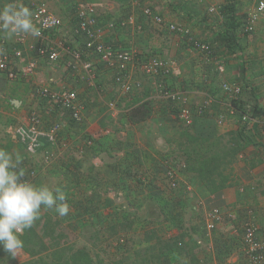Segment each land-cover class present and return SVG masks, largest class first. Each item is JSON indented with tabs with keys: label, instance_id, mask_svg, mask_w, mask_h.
Segmentation results:
<instances>
[{
	"label": "crops",
	"instance_id": "crops-1",
	"mask_svg": "<svg viewBox=\"0 0 264 264\" xmlns=\"http://www.w3.org/2000/svg\"><path fill=\"white\" fill-rule=\"evenodd\" d=\"M83 1L93 8L94 13L99 14L103 22L111 19L121 21L124 15L121 16L123 12L119 13V9L128 12L135 10L138 16L140 14L139 9H134L133 0H113L115 8L114 5H108L107 0ZM213 1L215 0H204L203 3L191 5L199 9L202 6L206 8ZM52 2L60 7H54ZM238 2L243 10H250L256 4L255 0ZM9 3L26 6L18 0H0V8ZM251 3L253 6L250 8ZM49 4L55 13L65 18L63 31H51L44 38L26 34L27 41L24 44L17 42L16 36L8 38L0 32V38L5 41L10 56L11 67L17 72L25 73V76L20 74L16 80L8 79L5 74L0 76V148L13 153L14 158L16 154L20 155L21 163L16 171H22L21 177L25 176L35 185H47L53 190L61 188L66 193L70 209L65 217H72L73 223L81 228L92 226L98 231L116 230L117 233V228L126 223L128 232L137 233L141 237L135 245L144 246L142 252L145 255L138 261L146 264H246L241 222L247 210H253L260 227L264 229V76H261L264 69V13L256 30L248 38H242V52L217 55L226 60L224 72H219L217 67L214 71L211 66L216 65L217 56L210 59L202 53L187 50L180 52L182 61L177 67L178 76L173 74L167 77L166 83L172 85V88L184 89L191 107L196 108L199 104L212 100L209 109L203 115L196 116L190 125L192 134L215 138L237 132L245 125L244 134L251 140L233 164L235 174L232 185L211 194L204 189L198 176L184 167L177 144L173 142L174 137L182 134V128L174 126L175 121L172 125L170 118L174 115L165 105L166 100L157 91L151 78L142 75L139 68L133 67V74L135 76L138 71L139 78L144 82V91L148 93L145 99L149 102L151 115L144 120L132 121L128 117V110L121 108L113 112L115 119H109L110 112L105 110L99 91L86 85L82 76L65 70L62 60L69 57V50H62L59 70H51L48 65L53 63L35 58L34 44L44 40L56 42L57 39H62L69 49L80 50L85 47V36L77 34L76 23L71 22L73 17L67 16L70 10L68 6L73 4V0H49ZM173 4L179 13L188 17L185 22L191 21L200 38L210 42L215 38L219 40L220 32L226 26L223 21H216L220 17L218 14H208L209 17L204 19L201 14L194 15L192 10L185 12L186 7H181V4L186 3ZM120 29L117 27L108 31L105 39L110 42L118 39L131 45L138 44L141 37L134 33L120 35ZM227 49L228 44L222 43L221 50ZM184 54L187 55L186 59ZM85 56L96 62L90 54ZM139 56L145 57L142 53ZM102 72L99 71L98 76ZM217 73L222 80L218 84L214 81ZM224 81L237 82L243 86L241 100L249 106L250 111L253 106L252 113L248 114V121H243L237 114L228 115L222 124L217 123L218 114L223 112L230 101L222 89L218 91V86ZM63 85H70L78 90L79 101L84 106V121L81 125L74 124L80 127H71L73 123L65 113L62 115L53 111L51 115H46V121L49 122L64 119V137L72 147L64 151L54 149V157L48 162L44 161V167L40 164L37 168L25 157L28 155L34 157V160H44V151L37 153L41 156H38L39 159L37 154H30L13 136L12 130L17 124L27 123L31 111L46 114V110L52 108L49 100L36 95L37 88ZM142 102L141 98L139 104ZM112 120L113 127L104 131V125ZM156 123L162 127H156ZM114 130L123 135L121 140L114 139ZM81 131L95 137L100 135L101 139L86 155L78 157L76 147L81 143ZM104 133L108 136H103ZM104 154H113L114 158H103ZM167 162L177 168L180 184L177 189L168 186L164 174ZM93 164L97 165L96 169ZM27 165L35 170V176H31L30 171L27 172ZM186 184L191 185L188 193L185 191ZM242 187L245 189L243 192ZM106 188L109 189L107 199L103 192L97 194L98 189L103 191ZM114 195L122 200L120 202L125 205L124 209H121L122 205L117 200L113 201ZM214 207L224 213L234 210L236 213L243 211L244 214L237 213L239 217L233 221L226 219L208 234L210 236H206L204 229L207 213ZM87 212L91 215L87 216ZM87 217L91 218L88 220ZM102 239L105 240L103 236ZM126 241L120 244L123 245Z\"/></svg>",
	"mask_w": 264,
	"mask_h": 264
},
{
	"label": "built area",
	"instance_id": "built-area-1",
	"mask_svg": "<svg viewBox=\"0 0 264 264\" xmlns=\"http://www.w3.org/2000/svg\"><path fill=\"white\" fill-rule=\"evenodd\" d=\"M18 1L25 4L33 12V22L41 29L40 38H44L51 31H59L63 26L62 17L55 13L47 2L40 0ZM179 1L193 4L203 3L204 0ZM255 1V6L247 11L245 17V31L248 33L255 31L257 23L264 13V0ZM224 4V0H215L208 4V12L210 14L220 13ZM133 5L134 9H140L141 13L139 16L135 13V10H132L119 22L113 19L103 22L99 14L94 13L93 8L87 2L78 3L69 12H72V17L75 20L77 34L85 36L84 49H69L62 39H57L56 42L44 40L34 44L33 52L36 55L35 58L60 65V61L63 58L62 50H69V57L62 60L65 70L73 75L82 76L86 85L101 91L102 88L97 80L95 61L85 56L88 53L95 59L99 58L113 71L114 81L122 94H131L135 90L142 89V81L133 75L134 69L132 70V68L137 67L142 75L151 78L164 100L178 105L179 118L184 123L192 125L196 116L203 115L209 109L212 100L209 99L199 104L196 108L191 107L189 98L182 89L166 86L164 78L173 72L172 61L160 56L141 57L137 50L118 48L115 42L107 41L105 37L108 31L115 30L117 27L130 26L137 31H141L143 23L146 22L161 28L170 35H174L176 44H185L189 51L202 53L208 58L214 55V45L210 41L197 36L188 25L167 21L161 12L145 4L142 0H133ZM16 40L24 44L27 41V35L16 36ZM216 64L219 72L225 71L226 65L224 63L217 61ZM2 74H5L11 80H16L20 74L25 76V73L17 72L11 67L5 41L0 38V76ZM222 89L230 101L227 103L225 112L218 114L219 124L224 123L228 115H235L238 112L232 101L238 99L242 94V87L237 82H225L222 85ZM35 93L37 96L49 100L52 108H48L45 112L46 114L36 110L31 111L28 115V122L15 125L12 134L27 148L30 154L35 155L40 151H44V159L49 161L54 157V149H59V151L70 150L72 144L64 137L66 127L64 119L60 118L49 122L48 120L46 121V115H51L53 111L56 114L61 113L63 115L65 113L73 124H80L84 120V106L79 101L78 90L70 85L56 88L40 87L36 89ZM109 107L112 110H116L115 100L112 99ZM242 119L243 121H248L250 116L247 113H243ZM46 123H50V125L47 126ZM94 143L95 136L88 134L81 136V143L76 147L77 154L80 156L86 155L94 146ZM165 164L164 174L168 181V186L171 189H177L180 185L177 168L169 162ZM31 174L32 176L35 175V170H32ZM186 188L188 190L191 189L189 184H186ZM244 190L242 187L241 191L243 192ZM237 218L238 215L233 210L224 213L217 207L210 209L205 222V235L210 236L208 234L216 230L220 223H223L226 219L233 221ZM241 225L246 264H264V229L260 227L252 209L246 211ZM124 241V239H121L120 243Z\"/></svg>",
	"mask_w": 264,
	"mask_h": 264
},
{
	"label": "rangeland",
	"instance_id": "rangeland-1",
	"mask_svg": "<svg viewBox=\"0 0 264 264\" xmlns=\"http://www.w3.org/2000/svg\"><path fill=\"white\" fill-rule=\"evenodd\" d=\"M40 1L47 2L49 7L52 9L51 4H49V0H40ZM142 1H144L145 4H148L151 7H153L155 10L161 12L167 21H173V22H177V23L186 24L190 28H192L193 32L196 34L195 29L192 27L193 24L191 23V21L188 23L185 22V19H187L188 17L186 15H184L183 13H179L174 8L173 3H180V4L182 3L179 0H142ZM80 2H85V1L73 0V4L68 6V8H70L72 11L73 7H75V5H77ZM106 2L108 5H114V8L116 7V4H114L113 0H107ZM189 4L190 3H188V5L187 4H185V5L181 4L182 5L181 7H186L185 12L188 10H192V13L196 16L203 15L204 19L209 17L208 16L209 13L207 10L208 5L206 8H204L205 6H202L199 9L195 5L193 6V5H191V4L189 5ZM52 5L54 7H60V5H57L56 2H52ZM252 6L253 5L251 3L249 5V7L251 8ZM118 8H120V7L118 6ZM247 11H248V9L243 10V8H240L241 13H246ZM118 12L119 13L123 12L121 14V16H123V15L125 16L128 13V11L125 9H119ZM217 14L220 17H218L219 20H216V21H222L223 15H222L221 11H220V13H217ZM67 16L71 17L72 12H69V14ZM62 19H63L64 23H63V26L61 27L60 31H63V28L65 27L64 26L65 25V18L62 17ZM213 19H216V17ZM73 21L75 22L74 18H72L71 22H73ZM255 30H256V28H255ZM125 33H129V34L134 33L135 36L141 37V39H140V41L138 39V44H132V45L130 43H124L123 40L115 39L116 47H118V48L119 47H121V48H132V49L138 50V51H140L139 54L142 53L145 57H147V56H160L162 58L168 59L169 61H172V63H173V72L171 75H173V74H174L173 76L177 75V73H178L177 67L180 66V61H182L180 52L187 51V48L185 46H181V45L177 46L176 45V37L174 35H170V34L166 33L164 30H162L161 28H158V27H156L152 24L146 23V22L143 23V29L141 31H137L136 29H134L133 27H130V26L122 27L119 30L120 35L125 34ZM217 55H220V53L216 54V56ZM183 57L186 59L187 55L184 54ZM216 59H217V61H220L224 64L226 63V60L221 56H217ZM229 60H230V58H229ZM185 64H186V62H185ZM48 66L50 69L52 68L51 70H54V69L59 70L58 68H60V66L55 65V64L48 65ZM211 66H213L212 67L213 70L216 71L217 64L216 65L213 64ZM95 67H96V71H97L98 84L102 88L101 91H99V90H97V91H99L100 96L103 98L102 101H103V104L105 105V107H104L105 110L107 112H110L109 119H111V118L115 119V115H113L114 111H117L118 109H121V108H124V110L127 111V109L125 107L128 106V103H130L133 98H135L136 96L143 95V94L147 93L146 91H144V87H142L141 90H138L133 94H130V95L129 94L128 95L122 94L121 91L119 90L118 86L115 84L113 71L111 69H109L105 63L100 61L99 58H96ZM99 71L100 72L103 71L100 75V76H102V78H100V76H98ZM105 74L108 75V77H106L107 79L105 78ZM262 75L264 76V69L261 73V76ZM135 76H137V78L140 77L138 74V71H136ZM173 76H172V78H174ZM167 77L164 78L165 82L167 81ZM214 81H216L217 84L222 81L220 74H218V73L216 74ZM221 84L222 83H220V85ZM222 85L218 86L220 90L222 89ZM166 86L172 88V85H169L168 83H166ZM174 89H176V88H174ZM219 89H218V91H219ZM183 91H184V89H183ZM241 96H243V92H242ZM240 97L237 100H240L241 99ZM112 99L117 101V103H116L117 109L116 110H112L109 107V103L112 101ZM166 102L167 103L165 105L167 106V108L170 109L171 113L174 115L173 118H170V121H172V125H173V121L176 122L174 124V126H177L180 128L188 125V124L184 123L179 118V116H178L179 115L178 114L179 113L178 105L173 103V102H170V101H166ZM252 108H253V106H252ZM252 108H251V111L249 109L247 114L250 115L252 113ZM225 110H226V107L223 110V112H225ZM236 116H237V114H236ZM216 120L218 123V117ZM82 123H80L78 125H81ZM111 123L113 124V120L108 122L107 125H104V127L102 126L104 131L107 130L108 128L113 127V125ZM164 123H165V119H164ZM78 125H71V127H75ZM157 126L162 127L156 123V127ZM78 127H80V126H78ZM97 131L99 132L100 130H97ZM84 135H87V134H85L84 131H81L80 137L81 136L83 137ZM102 135L105 137L108 136L107 133H104ZM121 136H123V135L120 134L118 131H115V130L113 131L114 139L121 140L122 139V138H120ZM95 139L96 140H95L94 145L96 143L99 144L98 141H99V139H101L100 135L98 137H95ZM76 154H77V151H76ZM38 156H40V155L37 154V157ZM77 156L80 157V155H77ZM112 156H113V154H112ZM112 156L110 154H104L102 157L107 158V159H112V158H114ZM33 158L34 157H32V156L30 157L28 155L25 157V159H28L30 164L34 163V167L39 168L38 165H40V164H42V165H40L42 167L45 166V165H43L46 162L45 160H43V159L42 160L41 159L40 160H34ZM40 158H41V156H40ZM38 159H39V157H38ZM35 163H38V164H35ZM28 166L29 165L26 166L27 172L34 170L32 168L30 169V167H28ZM23 168H25V166ZM38 172H39V170H38ZM190 187H191V185H190ZM98 190H99L98 192L96 191L97 194L103 192V196L107 199V195L109 194V192H108L109 189L106 188L105 189L106 191L105 190L101 191V189H98ZM185 191L187 193L189 192L188 189ZM114 197H115V195H114ZM114 197L112 198L113 201L117 200V202L119 204L122 202V200H118L117 197H115V198ZM121 205H122V203H121ZM123 206H125V205H122L121 209L123 208ZM88 213L89 212H87L86 214H88ZM237 213L240 215L244 214L243 211L237 212ZM41 215L50 216V217H53L55 219H59L61 222H63V224L69 230H71L73 232L74 236L75 235L77 236V237L75 236V238L73 239L72 242H70L69 244H65L64 246H66V247L70 246V247H74L75 249L85 247L90 251V253L92 254V256L96 260H99V261L101 260V261H103L104 264H146V262L138 261V259H140V257H142V255H145L142 252L144 249L143 248L144 246L135 245L136 241L139 243L138 238H141V237H138L139 235L137 233L128 232V230H126L127 229V227H126L127 225H125L126 223H123L124 224L123 227L122 226L118 227L117 233H115L116 230L115 231L114 230L113 231L112 230L98 231L96 228H94L92 226L81 228L77 224L73 223L72 217L66 218L65 216H60L56 211H53V209L42 208ZM90 215L91 214H88L87 216H90ZM91 217H87V219L89 220ZM238 217H239V215H238ZM38 228L40 231H42V229L40 227H38ZM102 236L105 240L102 239ZM121 239H124L127 241L123 245H121L120 244ZM44 241H45V243L43 244L37 240L38 243H36L35 246H34V243L32 245L30 244L31 245L30 247L32 248L31 251H28V250L23 248V250L19 253L17 258H15V259L6 255L3 251H0V264H22V263L30 261V260H34V259L37 260L41 257H44L45 259H47L49 261H51V260L55 261L56 257H58L60 254H57L54 252V250H56V249L51 244L50 238L45 239ZM69 241H71V239H69ZM34 247H35V251H34ZM60 247H62V246H60ZM113 248H115V249H113ZM59 249H62V248H59ZM64 253L69 254V249L64 250ZM152 264H154V263H152Z\"/></svg>",
	"mask_w": 264,
	"mask_h": 264
},
{
	"label": "trees",
	"instance_id": "trees-1",
	"mask_svg": "<svg viewBox=\"0 0 264 264\" xmlns=\"http://www.w3.org/2000/svg\"><path fill=\"white\" fill-rule=\"evenodd\" d=\"M221 13L223 15L222 21L226 28L222 33L220 32L218 41L217 38L212 41L215 49L214 55L218 53L222 56H227V54L231 53L239 54L244 49L241 43L242 38L244 37L245 39L249 35L245 31L246 13L240 12L238 0H226ZM222 43L228 44L229 49L221 50ZM240 86L242 87V85ZM146 97H148V93L136 96L125 107L128 110L130 120L140 121L151 115L152 110L149 102L145 99ZM141 98L143 102L139 104ZM232 103L238 109L237 114L241 118L243 113L249 111V106H246L241 99H234ZM244 130L245 125L237 132L234 131L219 137L207 138L195 136L191 132V126L186 125L182 127V134L173 138V142L175 141L177 144L184 167L198 176L204 189L209 193L220 192L234 182L235 169L233 164L243 148L251 143V140L244 134ZM93 167L96 169L97 165ZM20 179L22 180L23 177ZM75 236L59 219L41 215L31 229L24 230L21 234V239L24 241V249L31 251L32 248L30 246L33 243L35 246L38 243L37 240L44 244V240L50 238L51 244L56 249L54 252L60 255L56 257L55 261H49L41 257L22 264H104L103 261L96 260L85 247L75 249L74 247L64 246L72 242ZM68 249L69 254H65L64 250Z\"/></svg>",
	"mask_w": 264,
	"mask_h": 264
},
{
	"label": "clouds",
	"instance_id": "clouds-1",
	"mask_svg": "<svg viewBox=\"0 0 264 264\" xmlns=\"http://www.w3.org/2000/svg\"><path fill=\"white\" fill-rule=\"evenodd\" d=\"M224 1L226 3V0ZM33 15L26 6L13 3L5 5L0 8V32L8 38L21 34L39 37L41 29L33 22ZM176 45L187 48L185 44ZM215 57L216 55H212L210 59ZM137 79L143 83L141 78ZM136 91L138 90L133 93ZM20 163L19 154H16L14 158L13 153L0 148V251L13 259L17 258L24 248L21 234L24 230L33 227L40 218L42 208L54 209L60 216L68 215L70 210L66 202V193L61 188L57 187L53 190L47 185H35L25 176L21 180L23 172L16 171Z\"/></svg>",
	"mask_w": 264,
	"mask_h": 264
}]
</instances>
